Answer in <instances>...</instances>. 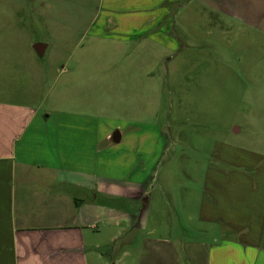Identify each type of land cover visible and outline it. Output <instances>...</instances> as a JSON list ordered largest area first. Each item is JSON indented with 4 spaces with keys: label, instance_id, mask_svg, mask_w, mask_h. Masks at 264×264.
I'll return each instance as SVG.
<instances>
[{
    "label": "crops",
    "instance_id": "1",
    "mask_svg": "<svg viewBox=\"0 0 264 264\" xmlns=\"http://www.w3.org/2000/svg\"><path fill=\"white\" fill-rule=\"evenodd\" d=\"M183 1L98 0L94 7L29 10L47 35L85 24L94 26L97 46L136 39L160 46L159 59L177 44L169 16ZM241 3V18L258 24L264 3ZM23 32L15 56L0 53V264H105L104 239L114 247L111 264H264L263 166L206 170L196 220L217 229L204 236L212 241L151 231L137 240L130 228L155 203L154 164L167 135L135 132L134 119L117 118L110 109L105 114L97 100H86L85 91L102 84L104 75L88 67V55L64 70L62 82L54 77L44 87L48 73L38 60L53 58L57 44L34 43L33 34ZM39 43L45 45L42 58L34 49ZM223 155L220 160L231 163Z\"/></svg>",
    "mask_w": 264,
    "mask_h": 264
},
{
    "label": "rangeland",
    "instance_id": "2",
    "mask_svg": "<svg viewBox=\"0 0 264 264\" xmlns=\"http://www.w3.org/2000/svg\"><path fill=\"white\" fill-rule=\"evenodd\" d=\"M97 1L0 0V53L15 56L21 50L23 30L33 34L34 43L53 40L58 58L38 60L41 71L48 73L46 88L54 77L62 82L64 70L74 69L80 56L88 55V67L102 69L104 75L102 84L85 91L86 100H97L105 114L110 109L117 118L134 119L135 132L150 128L168 137L166 149L153 165L155 203L130 231L137 240L151 231L212 241L214 237L204 236L217 229L196 220L206 170L264 167V13L254 25L246 24L249 19L240 14L241 2L264 0H184L183 7H174L169 16L176 23L177 44L159 59L160 46L136 39L97 46L92 42L94 26L89 29L85 24L60 31L62 35L55 30L47 35L39 30L43 21L33 20L29 10L34 5L94 7ZM93 55L99 58L92 59ZM151 146L155 158L157 146L153 141ZM222 155L231 163L221 161ZM113 249L104 239L107 264L112 262Z\"/></svg>",
    "mask_w": 264,
    "mask_h": 264
},
{
    "label": "water",
    "instance_id": "3",
    "mask_svg": "<svg viewBox=\"0 0 264 264\" xmlns=\"http://www.w3.org/2000/svg\"><path fill=\"white\" fill-rule=\"evenodd\" d=\"M44 48H45V45L44 44H41V43H39V44H37V45L34 46V49L37 51V53L40 56V58L43 57V50H44ZM118 138H120V137H118Z\"/></svg>",
    "mask_w": 264,
    "mask_h": 264
}]
</instances>
